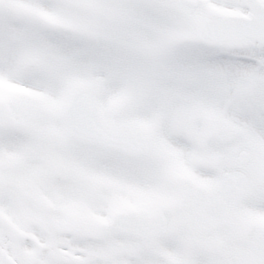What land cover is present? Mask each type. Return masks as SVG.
Segmentation results:
<instances>
[{
  "label": "snow or ice",
  "instance_id": "6c2138e0",
  "mask_svg": "<svg viewBox=\"0 0 264 264\" xmlns=\"http://www.w3.org/2000/svg\"><path fill=\"white\" fill-rule=\"evenodd\" d=\"M0 264H264V0H0Z\"/></svg>",
  "mask_w": 264,
  "mask_h": 264
}]
</instances>
